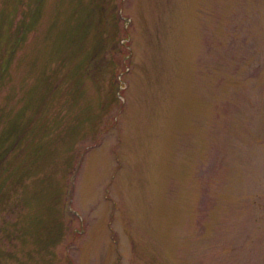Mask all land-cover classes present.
Listing matches in <instances>:
<instances>
[{
	"label": "rangeland",
	"instance_id": "1",
	"mask_svg": "<svg viewBox=\"0 0 264 264\" xmlns=\"http://www.w3.org/2000/svg\"><path fill=\"white\" fill-rule=\"evenodd\" d=\"M0 264H264V0H0Z\"/></svg>",
	"mask_w": 264,
	"mask_h": 264
}]
</instances>
